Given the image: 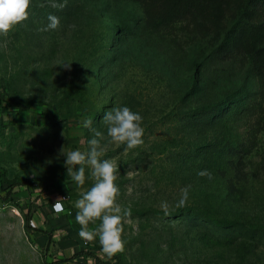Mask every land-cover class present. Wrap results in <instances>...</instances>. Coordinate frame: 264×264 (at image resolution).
<instances>
[{
	"label": "rangeland",
	"instance_id": "1",
	"mask_svg": "<svg viewBox=\"0 0 264 264\" xmlns=\"http://www.w3.org/2000/svg\"><path fill=\"white\" fill-rule=\"evenodd\" d=\"M217 3L172 13L166 0H31L29 19L0 36V264H63L60 231L99 264H264V76L246 71L254 34L221 45L236 3ZM49 15L60 26L41 31ZM121 107L144 128L127 151L102 119ZM85 119L103 133L117 202L132 211L125 251L111 259L75 219L90 169L77 187L64 164L88 150ZM59 196L64 211L51 214Z\"/></svg>",
	"mask_w": 264,
	"mask_h": 264
},
{
	"label": "clouds",
	"instance_id": "2",
	"mask_svg": "<svg viewBox=\"0 0 264 264\" xmlns=\"http://www.w3.org/2000/svg\"><path fill=\"white\" fill-rule=\"evenodd\" d=\"M67 4V0L58 3L57 0H49V5L53 8L62 9ZM31 0H0V36L7 37L17 25L29 19ZM44 7V4H40ZM49 23L41 31L55 30L60 26V20L54 15H49ZM70 28L76 26L69 25ZM72 62L60 64L65 70L71 69ZM103 122L107 126V136L109 143L116 145H126L125 151L135 149L143 144L144 128L142 127V116L131 111L128 107L114 108L105 113ZM83 127L93 132V137L88 140V150L70 151L65 157L64 164L67 175L71 176L77 187H82L86 179V167L90 169V176L94 179L93 186L81 193V198L75 202L78 209L76 222L80 224V235L89 241L97 236L102 248V252L111 259L118 253L125 251V241L122 239L123 224L130 222L132 216L131 207H123L117 202L119 187L115 183L118 179L117 166L112 160L102 159L104 156V146L101 141L104 139L103 133L92 127L93 121L85 119L82 121ZM63 135V134H62ZM63 149V147H62ZM61 149V152H62ZM80 166L78 169L76 166ZM200 176L212 178L207 170L200 171ZM188 198V189H181V198L176 204L177 208L184 207ZM169 204L165 201L161 203V208L165 215L169 214ZM56 213L63 210L61 198H58L53 205ZM98 227L89 230L90 224Z\"/></svg>",
	"mask_w": 264,
	"mask_h": 264
},
{
	"label": "trees",
	"instance_id": "3",
	"mask_svg": "<svg viewBox=\"0 0 264 264\" xmlns=\"http://www.w3.org/2000/svg\"><path fill=\"white\" fill-rule=\"evenodd\" d=\"M146 2L147 0H141ZM167 9L172 13L178 12L179 10H194L193 6L199 3L201 0H166ZM217 4L223 3L225 1L227 4L236 3L235 16L232 24L229 28L225 29L223 33V43L224 42H235L241 37L242 34H254L252 41L250 42L251 50L249 51V61L247 63V75L252 77H263L264 76V44L260 45L264 39V19L259 20V16L263 15L264 0H215ZM197 10V9H196ZM240 39H244L245 37ZM238 40V42L240 41ZM237 42V43H238ZM29 216L25 215V225L29 226ZM51 240V239H50ZM82 254L75 253L74 256ZM69 259H62L58 262L64 263Z\"/></svg>",
	"mask_w": 264,
	"mask_h": 264
},
{
	"label": "crops",
	"instance_id": "4",
	"mask_svg": "<svg viewBox=\"0 0 264 264\" xmlns=\"http://www.w3.org/2000/svg\"><path fill=\"white\" fill-rule=\"evenodd\" d=\"M51 214H57V213H53L51 211ZM62 233L63 232L60 231V232H57V234L56 233L53 234V236H55L54 240L56 241L57 245L59 243L58 246H60V248H61V249H59V251H60L59 254H61V255H59L60 256L59 258H61V259H63V258L70 259L71 258L72 260H77L78 262L85 263V264H99V262H97V260L91 259V258H89V259L86 258L85 259L86 261L85 260L81 261L80 257L82 254H80L79 256H74V254L78 251L76 245L72 243L71 239L66 238L67 237L66 234H62ZM99 258L101 259L102 257H99ZM66 262L69 263V260Z\"/></svg>",
	"mask_w": 264,
	"mask_h": 264
},
{
	"label": "built area",
	"instance_id": "5",
	"mask_svg": "<svg viewBox=\"0 0 264 264\" xmlns=\"http://www.w3.org/2000/svg\"><path fill=\"white\" fill-rule=\"evenodd\" d=\"M58 198H61V203L63 204V210H62V211H64V208H65V204H64V202H65L66 198H65L64 196H59ZM58 198H56V199L50 204V210H51L53 213H56V212L54 211V209H53V205H54V203L57 201ZM3 208H4V205H0V210L3 209ZM62 211H61V212H62ZM61 212H60V213H61ZM57 214H58V213H57ZM86 244H87V243L85 242L84 245H86ZM85 250H86V249H83L82 251L84 252ZM83 252H82V255H81V257H80V260H81V261H83V260L86 259V254H84ZM58 257H59V256H58ZM71 261H72V262H74V261L76 262L77 260H72V259H71ZM64 263H65V264H71V263H67V262H64ZM64 263H63V264H64Z\"/></svg>",
	"mask_w": 264,
	"mask_h": 264
}]
</instances>
